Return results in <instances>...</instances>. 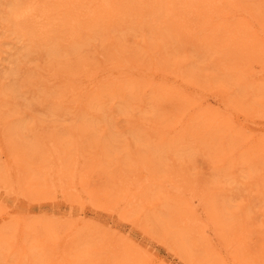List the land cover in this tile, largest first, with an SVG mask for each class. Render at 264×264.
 <instances>
[{
	"label": "rangeland",
	"instance_id": "374dc122",
	"mask_svg": "<svg viewBox=\"0 0 264 264\" xmlns=\"http://www.w3.org/2000/svg\"><path fill=\"white\" fill-rule=\"evenodd\" d=\"M125 263L264 264V0H0V264Z\"/></svg>",
	"mask_w": 264,
	"mask_h": 264
},
{
	"label": "bare ground",
	"instance_id": "6f19581e",
	"mask_svg": "<svg viewBox=\"0 0 264 264\" xmlns=\"http://www.w3.org/2000/svg\"><path fill=\"white\" fill-rule=\"evenodd\" d=\"M41 6H42V5H41ZM197 6H198V5H197ZM197 6H196V7H197ZM34 8H35V7H34ZM35 9H36V8H35ZM45 9H46V8H45ZM23 14H24V13H23ZM235 16H236V15H235ZM204 20H205V19H204ZM149 70H150V69H149ZM122 73H123V71H122ZM145 75H146V74H145ZM145 75H144V76H145ZM121 76H122V75H121ZM142 76H143V75H142ZM60 174H61V173H60ZM57 179H58V178H57ZM11 185H12V184H11ZM130 188H131V187H130ZM122 255H123V254H122ZM123 257H124V256H123ZM125 264H126V263H125Z\"/></svg>",
	"mask_w": 264,
	"mask_h": 264
}]
</instances>
